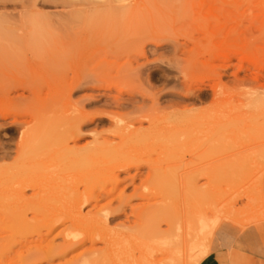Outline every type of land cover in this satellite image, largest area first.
Masks as SVG:
<instances>
[{
	"label": "rangeland",
	"instance_id": "obj_1",
	"mask_svg": "<svg viewBox=\"0 0 264 264\" xmlns=\"http://www.w3.org/2000/svg\"><path fill=\"white\" fill-rule=\"evenodd\" d=\"M0 22L22 36L0 39V175L54 204L0 213V264H186L204 228L198 264L264 247V0H0Z\"/></svg>",
	"mask_w": 264,
	"mask_h": 264
},
{
	"label": "bare ground",
	"instance_id": "obj_2",
	"mask_svg": "<svg viewBox=\"0 0 264 264\" xmlns=\"http://www.w3.org/2000/svg\"><path fill=\"white\" fill-rule=\"evenodd\" d=\"M78 6H79V4H78V5H72L71 8H74V9H75V8L78 7ZM81 6H83V7H81ZM87 6H88V9H90V8H92V7H93L94 9H96V8H95V5H94L93 3H90V2H89V3H87ZM80 7L86 9V6L83 5V4H81ZM89 7H90V8H89ZM85 9H81V10H76V9H75L76 11H74V13L72 12V15L74 14V15L76 16V14H78V12H80V13H81V12H84ZM70 14H71V13H70ZM70 14H69V17H71V18L74 17V15L72 16V15H70ZM64 22H65V21H64ZM0 23H1V22H0ZM5 23H7V22H5ZM5 23L2 22L1 25H2V24L4 25ZM38 24H39V23H38ZM40 24H41V23H40ZM1 25H0V27H1ZM3 25H2V27H3ZM6 25H7V26H5V27L7 28V31H8V30H9V32L12 31L10 34H12L13 32H17V31H19V29H16V26H15V25H14L15 28H13V25H12V24L10 25L9 23H7ZM5 27H4V28H5ZM10 28H11V29H10ZM19 28H20V27H19ZM70 29H71V28H70ZM5 31H6V29H5ZM7 31H6V32H7ZM10 34L8 33V34L4 35L3 37H5V38H0V39H2L1 41H3V39H4V40L6 39L5 42L8 43L7 41H9V40H10V41H13V40H15V38H16V40H18L19 38L22 37L21 35H20V37H19V35L16 36V37H14V36L11 35L10 37H12V38H10V37H9ZM0 36H1V35H0ZM6 36H7L8 38H6ZM13 38H14V39H13ZM23 38H24V37H23ZM11 39H12V40H11ZM21 39H22V38H21ZM16 40L13 41V43L15 42L14 45H12L13 43H11V42L9 41L10 43H8V45H10V48H11V46H15V44H16ZM19 43H20V42H19ZM6 45H7V44H6ZM7 47H9V46H7ZM14 48H15V47H14ZM17 79H18V78H17ZM12 80H13V79H12ZM7 81H8V80H7ZM238 81H239V80H238ZM240 81H241V80H240ZM8 82H9V81H8ZM15 82H16V81H15ZM27 82H28V81H27ZM9 83H10V82H9ZM239 83H240V82H239ZM241 83H242V82H241ZM246 83H247V82H246ZM21 84H22V83H21ZM7 85H8V84H7ZM7 85H6V87H7ZM15 85H16V84H15ZM237 85H238V84H237ZM22 86H23V85H22ZM25 86H26V85H25ZM28 86H29V85H28ZM8 87H10V86H8ZM59 87H61V86H59ZM29 88H30V86H29ZM31 90H32V89H31ZM233 97H234V96H233ZM251 100H252V99H251ZM232 103H233V102H232ZM261 105H262V104H261ZM255 107H256V106H255ZM232 111H233V110H232ZM51 112H52V111H51ZM51 112H50V113H51ZM46 113H48V112H46ZM46 113H45V114H46ZM45 114H44V115H45ZM212 114H213V113H212ZM51 115H52V114H51ZM51 115H50V117H51ZM59 116H61V115H59ZM59 116H58V118H59ZM62 116H63L64 118H66V119H64L65 122H63V125H64V123L66 124L67 122H68V123L72 122V120H75V121L77 120V121H78V117H79V116H77V115H76L77 117H76V116H75V117L73 116L74 118L72 117L71 121L69 122V121H67V115H62ZM62 116H61V117H62ZM69 118H70V117H69ZM49 119H50V118H49ZM54 119H56V118H54ZM60 119H62V118H60ZM79 119H80V118H79ZM51 120H52V119H51ZM51 120H50V121H51ZM69 120H70V119H69ZM80 120H81V119H80ZM80 120H79V121H80ZM53 121H54V120H53ZM58 121H59V120H58ZM61 121H63V119H62ZM77 121H76V122H77ZM79 121H78V122H79ZM81 121H82V120H81ZM81 121H80V122H81ZM76 122H75V123H76ZM80 122H79V123H80ZM47 123H49V122H47ZM50 123H52V121H51ZM75 123L73 122V123H71V125H70V124H67V126L70 125L71 129H73V126H74V127H77V126H78V125H76ZM54 124H55V123L53 122V125H54ZM57 124H58V123H56V125H57ZM73 124H74V125H73ZM53 125H52V126H53ZM60 125H61V124H60ZM56 127H57V126H56ZM61 127H62V126H61ZM64 127H66V126L64 125ZM68 127H69V126H68ZM68 127H67V128H68ZM70 127H69V128H70ZM49 128L52 129V127H49ZM54 130H55V129H54ZM53 132H55V131H53ZM70 132H71L72 134L74 133V132H72V131H69V133H70ZM58 133H59V132H58ZM67 133H68V132H67ZM53 134H54V133H53ZM62 134H63V133L61 132L60 135H62ZM66 136L68 137L69 135L67 134V135H65V137H66ZM73 136H74V134H73ZM65 137H63V138L65 139ZM67 137H66V138H67ZM70 137H71V139L74 140V137L72 138V135L69 136L68 140H67V139L64 140L63 138H62V139L64 140V142H65V141L68 142L69 140H71ZM57 141H58V140H57ZM61 142H62V140H61ZM61 142H60V143H61ZM64 142H63V144H66V146H67V142H65V143H64ZM57 143H58V142H57ZM55 144H56V142H55ZM58 144H59V143H58ZM59 145H60V144H59ZM59 145H57V146H59ZM57 146H56V147H57ZM25 147H27V145H26ZM62 148H64V147L62 146ZM68 148H69V147L67 146V149H68ZM23 149H24V148H23ZM25 149H26V148H25ZM69 149H70V148H69ZM65 150H66V149H65ZM70 150H71V149H70ZM70 150H69V151H70ZM65 152H66V151H65ZM73 152H74V151H73ZM96 152H99V151H97V150L94 151V150H93L92 152H88L87 156L90 157V156H92V155H93L94 153H96ZM75 153H76V152H75ZM66 154H67V153H66ZM68 154H69V153H68ZM78 154H79V153H78ZM83 155H84V154H83ZM83 155H81V156H83ZM119 157H120V156L117 155L116 158L112 157L111 160L102 161L101 165H103V166L107 165V166H108L109 164H111V161H112V159L114 158L115 161H114L113 165H117L115 169L118 168V170H123L124 167L121 165V163H123V162H121L123 159H122V157H120V158H119ZM117 158H118V159H117ZM124 159H125V158H124ZM123 161H124V160H123ZM110 167H111V166H110ZM112 167H113V166H112ZM112 167H111V168H112ZM100 168H101V167H100ZM111 168H109V169H111ZM102 169H103V168H102ZM109 169H108V170H109ZM125 169H126V166H125ZM99 170H101V169H99ZM83 171H84V170H83ZM87 171H89V170L87 169V170H85L84 172L86 173ZM101 171H104V170H101ZM101 171H99V173H98V169H97L96 172H95V170H94V171L92 172V175H91L92 177H91V179L89 178L90 175H88V173L85 174V175H88V177L86 176L85 178H89V179H86V180H88V182H87L88 184L86 183L87 186H88V185H91V184H95L94 182L97 181L98 179H97V178L95 179L94 176L99 177V176H98L99 174L102 175V172H101ZM115 171H116V170H115ZM4 172H5V173H3V175H0V213L3 214L2 216H5V215H6L5 217H7V218H8L7 215L10 213V214H9V217H10V218L7 219V220L4 219L5 221H3V223L6 222V221H8V222L10 223V221H12V220H11L12 215H11V212H10V211H12L13 209H14L16 212H22V211L25 212V210H26V211L29 210V212H30V211L32 212V209H33V210H34V209H35V210L38 209L39 211H41V209H43V207H45V205H49L50 203H51V205H54V204L52 203L53 200H50L51 202L48 203V202H49V199H48L47 197H46L47 199H43V197L40 198L41 196L38 197L39 195L34 194V195L37 196L38 199H34L35 196L32 195V196H33V199H34V200H33V199H29V197L25 196L24 191H25L26 189L29 188V189H33V190H34V189L37 188L38 185L36 184V185H37V186H36L35 183H30V182H29V183H30V184H29L28 182H26V183H28V185H27V184L24 182L25 184L22 183V184H21V185H22L21 188L15 190V188H17V187H15V188L13 189L12 186H14V185H13V183H12V181H11V177H12L13 173H12L11 171H9L8 169H6ZM84 172H82V173H84ZM94 172H95L96 175L93 174ZM79 173H80V172H78V174H79ZM90 173H91V172H90ZM116 173H117V172H110L109 174L106 175V178H105L104 180H106V179L109 180V178L116 176ZM80 175H82V174H80ZM83 175H84V174H83ZM83 175H82V176H83ZM85 175H84V176H85ZM104 175H105V174H104ZM74 176H75V175H74ZM77 176H78V175H76L75 177L77 178ZM75 177H72V178L70 179V180H71L70 183L72 182V180H74ZM104 177H105V176H104ZM100 178H101V177H100ZM67 179H68V178H67ZM77 179H78V178H77ZM90 180H91V181H90ZM111 180H112V178H111ZM89 181H90V184H89ZM106 181H107V180H106ZM106 181H105V182H106ZM109 181H110V180H109ZM21 182H22V181H21ZM110 182H111V181H110ZM73 184H74V183H73ZM19 185H20V184H19ZM21 185H20V186H21ZM84 185H85V184H84ZM91 186H92V185H91ZM88 187H90V186H88ZM83 193H84V192H83ZM93 194H94V193H93ZM93 194H90L88 198H87V197H83L84 195H80V194H79V195H78V194L75 195L76 198H74V200H73V204H72V205H73V208H72L73 210H72V211L75 210L74 207L76 206L77 203H79V202H83V200L85 201L84 198H86V202H88L89 200H94V201L98 200V197H95L96 195L93 196ZM91 196H92V197H91ZM98 196H99V195H98ZM26 197H27V198H26ZM99 197H100V196H99ZM208 197H209V196H208ZM30 198H31V197H30ZM44 198H45V197H44ZM51 199H52V198H51ZM53 199H54V198H53ZM87 199H88V201H87ZM209 199H210V197H209ZM55 200H56V199H55ZM215 201H216V200H215ZM86 202H85V203H86ZM96 202H97V201H96ZM212 202H213V201H212V199H211V201H209V204H210V203L212 204ZM216 202H217V201H216ZM111 204H112V203H111ZM213 204H214V206H212V207H215V204H216V203L214 202ZM107 205H110V202H109ZM49 206H50V205H49ZM106 207H107V209L110 208V207L108 208V206H106ZM212 207H211V208H212ZM217 208H218V207H217ZM220 208H221V207H220ZM220 208H218V209L220 210ZM222 208H224V207H222ZM101 209H102V208H101ZM218 209H217V210H218ZM14 210H13V211H14ZM35 210H34V211H35ZM38 210H37V211H38ZM211 210H212V209H211ZM209 211H210V210H209ZM222 211H223L224 214H227V213H225L226 211H225L224 209H223ZM222 211H221V212H222ZM4 212H5V213H4ZM8 212H9V213H8ZM75 212H76V210H75L73 213H75ZM207 212H208V211H207ZM210 212H211V211H210ZM215 212H216V211H215ZM221 212H220V213H221ZM7 213H8V214H7ZM25 213H27V212H25ZM25 213H23V214H25ZM205 213H206V212H205ZM205 213H204V214H205ZM1 214H0V215H1ZM13 214H14V213H13ZM74 215H75V214H74ZM205 215H206V214H205ZM216 215H218V214H216ZM2 216H0V221H1L3 218H5V217H2ZM15 216L17 217L18 215L15 214L14 217H15ZM19 216H20V215H19ZM189 216H190V215H189ZM202 216H203V215H202ZM214 216H215V215H214ZM226 216H227V215H226ZM14 217H12L13 220L16 219V218H14ZM187 217H188V216H187ZM218 217H219V215H218ZM218 217H217V218H218ZM220 217H221V215H220ZM220 217H219V218H220ZM224 217H225V216H224ZM1 218H2V219H1ZM74 218H75V220H73V221H75V222L83 223V221H84V220H83V217L80 215V211H78V210H77L76 215H75ZM195 218H196V217H195ZM204 218H205V217H204ZM215 218H216V217H215ZM225 219H226V218H225ZM229 219L232 220L231 217H230ZM82 220H83V221H82ZM186 220H187V219H186ZM194 220H195V219H194ZM194 220H193V222H194ZM203 220H205V219H203ZM203 220H202V222H203ZM233 220H234V219H233ZM81 221H82V222H81ZM93 221H95L94 218H93ZM206 221H207V219H206ZM211 221L213 222V220H211ZM184 222H185V221H184ZM189 222H190V221H189ZM193 222H192V223H193ZM209 222H210V220H209ZM231 222H232V221H231ZM0 223H1V222H0ZM210 223H211V222H210ZM210 223H209L208 225H210ZM1 224H2V223H1ZM4 224H5V223H4ZM17 224H18V223H17ZM188 224H189V223H188ZM193 224L196 225V221H195ZM212 224H213V223H212ZM46 225H47V224H45V226H46ZM203 225H205L204 227H207L205 221L202 223V228H204ZM32 226H34V225H32ZM42 226H44V225H42ZM176 226H177V224H176ZM188 226H189V225H187V227H188ZM214 226H215V225H214ZM34 227H35V226H34ZM38 227H39V228L36 227V228H37V231H39V229H40V230L43 229V227H42V228H41L40 226H38ZM46 227H47V226H46ZM193 227H194V226H193ZM193 227H192V225H191L190 228H189V227H188V228L191 229V228H193ZM208 227H209V226H208ZM16 228H18V227H16ZM188 228H187V229H188ZM198 228H199V227H198ZM211 228L213 229V225H212ZM211 228H210V229H211ZM185 229H186V228H185ZM189 229H188V231H189ZM204 229H205V228H204ZM204 229H201V230H199V232H198V230H196V229L194 228V230L197 231L198 233H195V232L193 231V232L195 233V235H194V237H191V238H190V236L193 235L194 233L192 234V231H191V235H190V234H189L190 232L187 231V234H189V235H188L189 240H187V238H188V237H186L187 234L185 235V237H186L185 240H182V244H185L184 246L182 245L181 248L184 249V247H185V250H184V251H185V252H184L185 255H184V256H185V258H186V260H185V262H187L186 264H198V263H199V262H200V261H201V260L207 255V254H208L207 246H205L204 241H205V239H207L208 237H210V234H209L208 236L206 235L207 232H206V234H204L205 231H206V230H204ZM212 229H211V230H212ZM16 230H17V229H16ZM16 230H15V231H16ZM178 230H179V229H178ZM191 230H192V229H191ZM203 230H204V232H203ZM208 230H209V228H208ZM208 230H207V231H208ZM201 231H202V232H201ZM185 232H186V231H185ZM36 233L38 234V232H36ZM39 233H40V234H38V236L41 237L40 235H42V234H41V232H39ZM47 233H48V232H47ZM177 233H178V232H177ZM200 233H201V236L204 235V236H207V237H204V239H202L203 237L201 238V237L198 236ZM210 233H211V232H210ZM157 234H158V232H157ZM184 234H185V233H184ZM159 238H160V237H159ZM175 238H176V237H175ZM179 238H180V236H177V239H178V240H180ZM39 239L42 240L41 238H39ZM154 239H156V238H154ZM162 239H163V238H161L159 242L164 241V239H163V240H162ZM177 239H175V240H177ZM166 240H167V241H166ZM166 240H165V241L168 242L169 244L172 243V241H171V243H170V241H168V239H166ZM169 240H171V239H169ZM208 240H209V238L207 239V241H208ZM207 241L205 242L206 244H207ZM38 242H39V241H38ZM157 243H158V242H157ZM27 244H28V243H27ZM177 244H178V241H177ZM179 244H180V242H179ZM38 245H39V244H38ZM167 246H168V245H167ZM40 247H41V246H39V248H40ZM175 247H176V246H175ZM179 247H180V246H179ZM39 248H37L36 250L34 249L35 252H33V251H34L33 249H32L33 251H32V250H29L28 252L32 251V253H34V254H36V252H37V254H39L40 252L43 251V250L41 251V249H40V251H39ZM41 248H42V247H41ZM28 249H29V248H28ZM172 249H173V248H172ZM175 249H176L177 252L175 251ZM175 249H174V252L176 253V255H175L174 252H171V251H173V250H170V252H171V253L177 258V256L182 255V253L179 255V252H180V251H178L179 248L177 249V247H176ZM23 250H24V249H23ZM180 250H181V249H180ZM26 251H27V250H26ZM38 251H39V252H38ZM28 252H27V253H28ZM44 252H46V251H44ZM27 253H26V254H27ZM171 253H170V254H171ZM43 254H44V253H43ZM184 256H182V257H184ZM177 259H178V258H177ZM183 259H184V258H183Z\"/></svg>",
	"mask_w": 264,
	"mask_h": 264
},
{
	"label": "crops",
	"instance_id": "obj_3",
	"mask_svg": "<svg viewBox=\"0 0 264 264\" xmlns=\"http://www.w3.org/2000/svg\"><path fill=\"white\" fill-rule=\"evenodd\" d=\"M226 264H264V247L259 246L254 250L232 252Z\"/></svg>",
	"mask_w": 264,
	"mask_h": 264
}]
</instances>
